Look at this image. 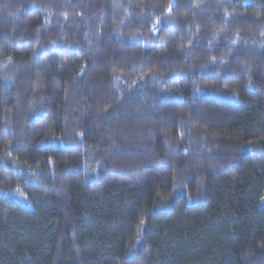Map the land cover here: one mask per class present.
Returning a JSON list of instances; mask_svg holds the SVG:
<instances>
[{"label":"trees","instance_id":"obj_1","mask_svg":"<svg viewBox=\"0 0 264 264\" xmlns=\"http://www.w3.org/2000/svg\"><path fill=\"white\" fill-rule=\"evenodd\" d=\"M0 264H264V0H0Z\"/></svg>","mask_w":264,"mask_h":264}]
</instances>
